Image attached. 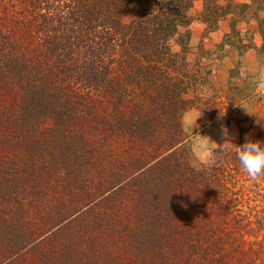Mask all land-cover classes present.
<instances>
[{"label":"trees","instance_id":"1","mask_svg":"<svg viewBox=\"0 0 264 264\" xmlns=\"http://www.w3.org/2000/svg\"><path fill=\"white\" fill-rule=\"evenodd\" d=\"M193 1L0 0V264H264V176L231 144L188 162ZM201 1L220 43L243 20L264 47V0Z\"/></svg>","mask_w":264,"mask_h":264},{"label":"rangeland","instance_id":"2","mask_svg":"<svg viewBox=\"0 0 264 264\" xmlns=\"http://www.w3.org/2000/svg\"><path fill=\"white\" fill-rule=\"evenodd\" d=\"M201 6V0H194L188 9L192 18L187 26L190 35L186 46L187 51L184 53V60L188 61L189 64L197 60L195 64L200 69H209L207 82L203 85L204 93L200 96L202 102H198L194 107L185 110L180 117L182 130L187 135L184 147L189 156L190 165L191 156L187 151L186 140L190 133L187 121L191 114L201 111V116L197 121L199 127L194 128L193 131H199L202 135H209L218 144L224 143L222 146L230 145V141H225L227 139L236 143L240 140V135L253 138L256 132L262 128L260 124L256 123L257 117L264 118V75L246 73L242 68V62L247 66V61H250L252 56L256 61L264 60V47L260 46V38L253 31L255 27L253 21L238 20L235 23L241 41L248 44L241 53H238L233 44L228 46L225 42L220 43L222 38H225L229 33L228 20L219 21L217 28L208 30L205 23L200 21ZM250 12L251 7H247L244 18ZM228 37L233 42L236 40L235 36L228 35ZM170 47L172 51L179 49L178 44L173 41ZM246 56L250 58H246ZM251 97H254L259 105L256 107L249 105L248 110L257 117L247 114L245 110L236 105L241 99ZM223 111L225 114L221 117L220 112ZM221 125L227 127L229 136L226 137L221 134Z\"/></svg>","mask_w":264,"mask_h":264},{"label":"clouds","instance_id":"3","mask_svg":"<svg viewBox=\"0 0 264 264\" xmlns=\"http://www.w3.org/2000/svg\"><path fill=\"white\" fill-rule=\"evenodd\" d=\"M236 105L245 110L247 114L255 115L248 110L246 104L237 103ZM224 114L225 111L220 112L221 117ZM200 116L201 111L195 112L189 116L187 121V127L190 129V133L186 140V147L191 156V166L197 172L216 166L217 153L224 150L222 148L224 143L218 144L209 135H202L199 131H193L194 128L199 127L197 121ZM256 123L264 127V118L257 117ZM221 134L226 137L229 136L227 127L224 125H221ZM225 141H230L231 145H235L231 150L234 151L243 171L250 179L256 180L264 176V143L260 140H253L248 136L245 137L243 145L234 144L231 142V139Z\"/></svg>","mask_w":264,"mask_h":264},{"label":"crops","instance_id":"4","mask_svg":"<svg viewBox=\"0 0 264 264\" xmlns=\"http://www.w3.org/2000/svg\"><path fill=\"white\" fill-rule=\"evenodd\" d=\"M247 57L248 56H246V58ZM248 58H250V57H248ZM252 58H250V61H247L248 62L247 66H245L244 63L242 62V68L244 69V72H246V73H248V72L251 73L252 72L253 74H257L258 76H263L264 75V60L256 61L253 56H252ZM241 78L243 79V77H241ZM239 103H244V104L247 105V107L249 105H254V107H256V105H259L258 103H256V100L254 99V97H251V98H248V99H244V100L241 99Z\"/></svg>","mask_w":264,"mask_h":264}]
</instances>
